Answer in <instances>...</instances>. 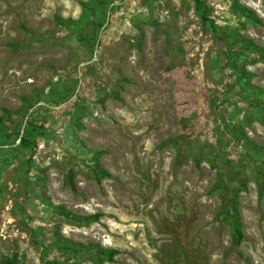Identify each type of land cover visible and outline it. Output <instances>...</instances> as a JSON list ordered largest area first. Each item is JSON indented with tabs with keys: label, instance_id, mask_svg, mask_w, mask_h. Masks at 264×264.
<instances>
[{
	"label": "rangeland",
	"instance_id": "374dc122",
	"mask_svg": "<svg viewBox=\"0 0 264 264\" xmlns=\"http://www.w3.org/2000/svg\"><path fill=\"white\" fill-rule=\"evenodd\" d=\"M201 1L0 0V264H264V0Z\"/></svg>",
	"mask_w": 264,
	"mask_h": 264
},
{
	"label": "trees",
	"instance_id": "16d2710c",
	"mask_svg": "<svg viewBox=\"0 0 264 264\" xmlns=\"http://www.w3.org/2000/svg\"><path fill=\"white\" fill-rule=\"evenodd\" d=\"M197 7H198L199 10H201L204 7L203 2L201 0H197ZM205 10L202 11V18H203L204 21H207V18H206L207 16H206V11ZM22 143H23V145H25L26 141L22 140ZM237 234H238V237L236 238V241H235L236 245H238L240 243V240L242 238V234H241V232L239 230H237Z\"/></svg>",
	"mask_w": 264,
	"mask_h": 264
}]
</instances>
